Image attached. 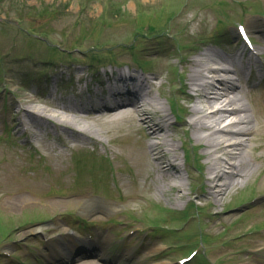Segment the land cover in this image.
<instances>
[{"label":"rangeland","instance_id":"374dc122","mask_svg":"<svg viewBox=\"0 0 264 264\" xmlns=\"http://www.w3.org/2000/svg\"><path fill=\"white\" fill-rule=\"evenodd\" d=\"M260 11H264V0H0V264H79V259L47 258L40 263L49 253L42 234L55 242L63 241L65 219L59 214L81 211L85 206L83 199L68 200L76 190H104L114 195L110 186L105 187L97 178L89 180V174L92 160L106 147L122 144L116 138L121 130L115 124H101L81 114L78 116L86 120L94 139L85 142L101 141L99 151L74 150L76 138L62 129L45 128L38 136L37 128L17 125L16 120L22 118L20 102L29 98L32 102L26 107H54L48 95L54 94L55 80H60L67 87L63 99H71L73 96L67 93L75 88L82 93L75 96L77 101L88 103L94 96L90 88L85 90L86 82H96L93 72L99 68L98 62L110 75L111 67L126 63L140 71L142 64L146 75H159L156 96L171 117L175 143L180 146L176 153L183 155L184 141L186 147L195 144L182 122L187 117L183 108L189 101L176 91L187 72L183 61L195 59L207 49L227 55L232 50L227 41L234 33V22L242 19L248 28H262ZM219 30L226 34L219 36ZM250 34L263 54L264 37L255 31ZM103 70L100 68L97 74ZM99 78L106 81L108 75L102 72ZM94 89L101 91L97 84ZM169 94L175 97L176 105L167 100ZM128 124H124L125 129ZM16 143L23 145L16 147ZM202 152L204 148L200 147L198 153ZM258 162L253 160L259 164L256 173L217 199L208 195L204 155L197 162L202 168H195L190 179L183 171L184 196L180 200L174 192L156 194L159 203L153 208L127 194L120 198L121 203L113 205L114 213L120 216L127 210L142 225L157 221L163 235L155 238L165 250L160 261L154 263L145 257L140 264H178L199 248L212 263L206 262L201 253L193 264H264V250H256L264 241V230H258L264 228V213L259 209L264 201V164ZM32 170L40 178L42 173L49 174L45 178L52 180L53 194L69 195H58L52 203L45 195L49 187L34 185L38 177ZM83 174L85 186L79 184ZM105 179L111 184L108 177ZM253 197L256 201L250 202ZM243 201L249 202L239 206ZM47 218L50 221L40 222Z\"/></svg>","mask_w":264,"mask_h":264},{"label":"bare ground","instance_id":"6f19581e","mask_svg":"<svg viewBox=\"0 0 264 264\" xmlns=\"http://www.w3.org/2000/svg\"><path fill=\"white\" fill-rule=\"evenodd\" d=\"M187 65L185 78L179 89L190 101L183 126L196 145L204 148L208 195L217 199L231 186H236L253 175L257 168L249 160L250 145L255 134L264 129V101L253 99L254 111L246 101L245 90L237 85L238 69L234 60L216 50L207 49L195 59L183 61ZM158 73L153 77L119 74L111 81L117 89L124 83H131L137 91L129 93L128 88L113 90L95 100V106L79 105L54 99V107L42 110L26 107L32 99L19 103V112L29 122L43 121L52 127H60L74 136L90 137L91 129L78 115L94 118L101 124H116L128 120L129 134L141 131L144 137L134 152L135 160H142L140 173L153 171L160 192H174L180 200L184 196V180L180 177L179 165L169 151L177 150V139L171 127V117L164 105L158 101L155 86ZM160 80V79H159ZM170 146V148H168ZM15 199V198H13ZM10 202V201H9ZM54 203V201H51ZM91 208V206H88ZM90 210V209H89ZM63 245L50 241L48 249L53 258L69 257L76 248L75 237ZM75 255H77L75 253ZM74 255V256H75ZM78 256V255H77ZM79 264H97L92 260H80Z\"/></svg>","mask_w":264,"mask_h":264}]
</instances>
